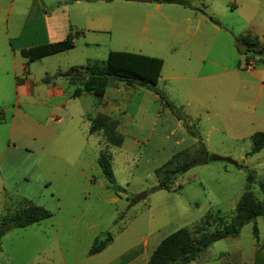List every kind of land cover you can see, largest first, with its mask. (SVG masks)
<instances>
[{
    "label": "rangeland",
    "instance_id": "374dc122",
    "mask_svg": "<svg viewBox=\"0 0 264 264\" xmlns=\"http://www.w3.org/2000/svg\"><path fill=\"white\" fill-rule=\"evenodd\" d=\"M183 1L158 6L141 0H0V216L27 201L52 213L29 227L7 230L0 237V264H108L131 244L146 247L132 263L144 264L179 228L198 222L211 232L230 223L244 190L264 201L258 185L264 180V148L246 155L251 135L264 131V66L235 46L240 35L250 33L259 37L256 48L264 51V0ZM31 3L32 15L68 5L70 18L79 13L81 25L84 7L88 16L101 18V30L86 32L96 44L85 45L81 32L74 33L72 49L28 63L37 81L34 97L16 95L14 79L21 76L25 59L19 53L13 57L9 43ZM111 50L164 59L161 76L177 77L160 78L156 87L179 110L184 126L175 112L153 99L154 92L144 88L151 91L147 95L139 87L112 95L113 109L102 108L86 92L51 114L50 105L64 98L48 99L45 82L67 89L60 73L73 64L103 61ZM212 71L215 76L201 77ZM98 114L127 122L122 146L108 145L102 131L87 133V118ZM102 149L111 156L115 189L98 165ZM203 150L206 162H194L178 175L175 190L157 187V167L177 152H184L182 163ZM215 155L234 162L215 160ZM248 172L256 177L250 184ZM255 221L259 245L264 244V213ZM252 224L212 243L189 264H253L258 244ZM107 232L111 247L89 255L93 240Z\"/></svg>",
    "mask_w": 264,
    "mask_h": 264
},
{
    "label": "trees",
    "instance_id": "16d2710c",
    "mask_svg": "<svg viewBox=\"0 0 264 264\" xmlns=\"http://www.w3.org/2000/svg\"><path fill=\"white\" fill-rule=\"evenodd\" d=\"M150 1L185 5L183 0ZM73 38L74 34L69 31L62 40L22 48L19 50V54L26 58L27 61L38 60L73 48ZM238 39L248 47L245 55L250 52L252 56L260 59L258 60L259 62L264 63L263 47L256 48L261 43L257 36L245 33L240 35ZM248 63V59L245 60V64L248 65ZM162 66V58L156 56L130 51L111 50L107 53L103 61L88 60L84 66L71 67L68 71L63 74L60 73L59 75L65 77L69 83L78 86L71 93L72 97H76L82 92H88L100 100L105 94L109 81L112 79L122 81L126 85L137 84L158 95L161 102L172 112H175L179 120L183 121V116L179 113V110L156 87L158 79L161 76ZM82 73H85V75ZM47 80V77L44 78V81ZM87 120L90 122L88 134L102 131L108 145H121L123 136L117 130L118 121L116 119L105 114H98L93 118L88 117ZM251 140L252 146L246 153L247 156L253 155L264 148V131L254 132L251 135ZM183 153L182 151L175 153L154 170V174L158 179L157 187L159 189L167 191L175 190L173 184L177 176L195 162L194 158L190 159L191 157L188 158L189 156H186L190 161L185 162L183 160L181 163L179 158ZM214 159L223 162H234L228 157L217 155L214 156ZM98 165L101 168L102 175L109 181L112 189H115L113 185L114 178L111 167V156L106 149L100 151ZM255 178L252 172L247 173L246 179L248 184L253 182ZM258 185L261 191L264 192L263 179L258 180ZM215 213H218V211H215ZM263 213L264 201L256 200L250 190H244L236 203L235 215L230 223L225 224L222 228H216L211 232H207L204 228L205 226L200 227L201 224L198 222L193 224V226L179 228L158 243L145 264H187L193 261L200 252L208 248L212 243L229 235L237 234L241 227L249 222L253 223L252 235L258 244L255 250L253 264H264V244L259 245L258 227L255 221ZM51 216L52 213L45 207L27 201L23 208L15 210L14 212H6L0 216V237L5 233L6 226L10 228H25ZM112 240L109 232L106 233L104 239L96 237L89 248L88 254L94 255L99 253Z\"/></svg>",
    "mask_w": 264,
    "mask_h": 264
},
{
    "label": "crops",
    "instance_id": "0c3cea01",
    "mask_svg": "<svg viewBox=\"0 0 264 264\" xmlns=\"http://www.w3.org/2000/svg\"><path fill=\"white\" fill-rule=\"evenodd\" d=\"M80 1H82V0H75V2H76L75 4H79ZM85 1H94V0H85ZM106 1H111V0H106ZM141 1L150 2L148 0H141ZM43 4H44V2H43ZM160 4L161 3L157 2L158 6ZM32 6H33V3H31V7H29L27 9L25 17H23L21 19L20 23L18 24V28L15 30L16 34L14 36L10 37V35L7 33L8 37H10L9 38V43L11 44L10 47H11V53H12L13 57H15L14 53H19V50L22 49V48H28V47H32V46L39 45V44L51 43V42H56V41L62 40V39L65 38V36L67 35V33L69 31H71L72 34H74V33L78 34L79 32H81L80 33L81 37L85 39V45L96 44L95 43L96 39H94V38H92V39L89 38L88 39L87 36H86V32H97V31L101 30L100 27L97 25V23L101 22V18L96 17V15L88 16L86 14V12H85L86 11L85 7H84V20H83L85 25H81V19L79 17V13H78V15H74L73 16V21L70 18L68 5H62L61 7H59L58 8L59 9L58 12H56V13L54 11H52L49 14L48 13H39V12L36 14L34 12L33 15L31 14ZM36 6H38V9H39V5L36 4ZM6 10H9V7ZM19 15H20V13H19ZM88 18H93V19L89 20ZM39 22L42 25L41 28L38 27L39 24H40ZM29 23H31V27H30ZM28 28H29V31H27ZM252 36H257V35H252ZM40 37H42V39L41 40H37ZM258 39H259V37H258ZM17 42H18V44H17ZM73 42H75V34H74ZM260 42H261V40H260ZM15 44H17V45L15 46ZM62 52H65V51H62ZM62 52L55 53L53 55L60 54ZM49 56H52V55H49ZM46 57H48V56H46ZM46 57L40 58L38 60H42V59H44ZM24 59H25V61L21 64L22 74H21V76L15 77V79H14V85H15L14 89L16 91V95L34 97L36 94H38V91H37V87H36L37 81L31 77V75H30L31 73H30L29 67H28V63L32 62V61H27L26 58H24ZM162 60H163V65H164L165 61H164V59H162ZM13 61H14V59H13ZM257 65L264 66V63H257ZM81 66H84V65H74L73 64L67 69V71L71 67H81ZM254 66H256V65H254ZM247 67H253V66H247ZM162 68H163V66H162ZM24 71H25V73H24ZM82 74H84V73H82ZM169 74L170 75H167V76H164V77L160 76V78H162L164 80H169V79H174V78L177 77L176 75H174L171 72ZM215 75H216V72L212 71L210 73L203 74L201 77H203V78H211L212 76H215ZM44 78H46V77H44ZM197 78L198 77H196L195 80ZM159 79H158V81H159ZM41 80H44L43 77L41 78ZM65 80H66V78H65ZM67 83L69 84L70 88L68 87L67 89H65V87L63 85L58 84L55 81L45 82L46 85L50 86L49 88H46L45 92H44V94L47 95L48 99H51V98H64L62 103H53V104L50 105L51 114H53V111L55 109H57V107L64 106L68 102V100L76 99L82 93H86V92H82L78 96L72 97L71 93L78 86L75 85V84L69 83L68 81H67ZM133 85H126V84H124V82L119 81V80H114V79L110 80L108 85H107V87H106L105 94L99 100V105L102 108H105V109H106V106H108L111 109H113L114 105H113L111 96L115 95V94H118V93H121L122 91H125L126 89H130V88H138L139 87L138 89H141V91H144V93H146L147 95H150L151 91H149L147 89H144V87L141 88L140 86H137V85L133 86ZM125 86L127 88H125ZM109 88H110V92H108ZM153 99H159L158 95L153 93ZM114 108H115V110L116 109L120 110L119 106L114 107ZM108 116L112 117L111 115H108ZM112 118H114V119H116L118 121L117 130L121 134H122V132H124V131H126L128 129V124H127L126 121L124 122L123 117H118V118L112 117ZM178 122L182 126H184V123H183L182 120H178ZM87 133H88V131H87ZM122 136H123V134H122ZM123 143H124V136H123V141H122L121 145H119V146H122ZM174 184H175V182H174ZM5 231H6V233H4L3 236H5L7 234V230H5ZM53 231L55 233V230H53ZM112 243H113V241H111L109 243V245L105 249H103L99 253H96V254L91 255V256H95L97 254L99 255L101 252L109 249L111 247ZM146 252H147V249H146L145 246H143V247H141L139 249H136L135 248V244H131L129 247L125 248L124 250H122L118 254L112 255L110 260H109V262H108V264H112L113 262L116 263L117 260H119V261L116 264H132L136 259H138L140 257H143V255ZM150 255L147 257V259H145L144 264L147 262V260L149 259ZM193 261H191V262H193ZM191 262H189V263H191ZM189 263H187V264H189Z\"/></svg>",
    "mask_w": 264,
    "mask_h": 264
},
{
    "label": "water",
    "instance_id": "95a60500",
    "mask_svg": "<svg viewBox=\"0 0 264 264\" xmlns=\"http://www.w3.org/2000/svg\"><path fill=\"white\" fill-rule=\"evenodd\" d=\"M148 1H150V0H148ZM235 40H236V39H235ZM235 46H236L237 51H238L240 54H245V52H246V44L242 43L241 41H237V40H236V44H235ZM84 74H85V73H84ZM206 158H207V154H206V152L203 150V151H201V152L197 155V157H196V159H195V163H197V164H203V163L206 162ZM9 228H10L9 226H6V227H5V230H8Z\"/></svg>",
    "mask_w": 264,
    "mask_h": 264
}]
</instances>
